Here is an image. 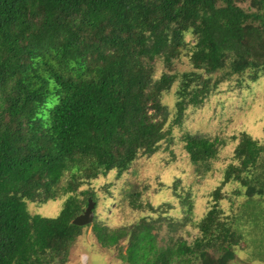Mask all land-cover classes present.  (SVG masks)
Returning <instances> with one entry per match:
<instances>
[{"label": "trees", "instance_id": "trees-1", "mask_svg": "<svg viewBox=\"0 0 264 264\" xmlns=\"http://www.w3.org/2000/svg\"><path fill=\"white\" fill-rule=\"evenodd\" d=\"M183 58L189 70H177ZM233 76L264 77V0H0V264H66L86 227L72 220L89 199L96 207L93 180L170 144L188 107ZM233 138L191 242L136 190L129 205L158 215L117 229L94 215L97 240L118 246L124 264H232L244 237L237 210L220 207L223 188L238 184L244 205L264 195V143L245 131ZM182 141L202 174L227 145L200 133ZM56 199L58 216L28 210Z\"/></svg>", "mask_w": 264, "mask_h": 264}, {"label": "rangeland", "instance_id": "rangeland-1", "mask_svg": "<svg viewBox=\"0 0 264 264\" xmlns=\"http://www.w3.org/2000/svg\"><path fill=\"white\" fill-rule=\"evenodd\" d=\"M176 66L180 71L191 68L186 58ZM163 70V65L157 64L158 76ZM240 78L233 76L224 80L202 104L189 106L182 125L174 128L170 144H164L151 156L137 158L123 174L114 170L93 180L91 186L97 198L94 215L101 225L117 229L129 226L143 216L156 217L158 213H153L149 207L133 209L129 205L126 195L136 190L141 192L144 205L161 206L172 221L183 223L178 233L191 242L198 233L195 222L211 207L212 193L221 184L223 171L231 162L239 141L233 136L245 131L264 143V77L257 81L242 79L239 82ZM176 90L175 86L164 96L170 110H175ZM186 133L219 137L227 142L205 174L196 171L184 148L182 136ZM237 185L234 182L226 185L223 191L229 196L220 200V207L226 216H231L236 209V215L241 220L237 229H241L244 238L235 248L237 260L232 264H264V195L256 196L249 201L250 204L244 205L241 201L246 198L245 191L242 195L235 194ZM63 205L61 199L49 200L41 205L28 202V210L32 215L55 217L60 214ZM163 234L165 231L159 238ZM126 244L125 240L121 241L123 253L126 252ZM120 251L118 246L101 245L89 224L73 245L66 264H124L119 258Z\"/></svg>", "mask_w": 264, "mask_h": 264}, {"label": "water", "instance_id": "water-1", "mask_svg": "<svg viewBox=\"0 0 264 264\" xmlns=\"http://www.w3.org/2000/svg\"><path fill=\"white\" fill-rule=\"evenodd\" d=\"M95 203L92 199L88 200V204L84 211L77 215L73 220L72 223L78 226H84L92 223L94 217V209Z\"/></svg>", "mask_w": 264, "mask_h": 264}]
</instances>
